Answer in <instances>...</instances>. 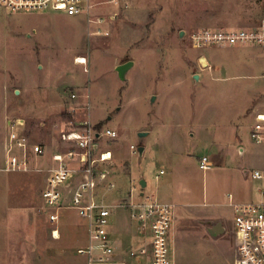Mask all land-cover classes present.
<instances>
[{
	"label": "rangeland",
	"instance_id": "obj_1",
	"mask_svg": "<svg viewBox=\"0 0 264 264\" xmlns=\"http://www.w3.org/2000/svg\"><path fill=\"white\" fill-rule=\"evenodd\" d=\"M92 2L91 22L0 7V264H84L76 254L87 238L77 212L63 210L53 226L41 195L43 171L64 150L62 132L85 120L118 133L106 143L113 153L106 168L117 185L107 204L129 200L132 187L135 199L145 193L175 203V264H233V205L264 202V178L251 177L264 174V143L250 137L264 111V46L196 50L191 37L206 28L257 27L264 0ZM130 61L120 78L117 68ZM14 120L44 149L30 154L27 171H5ZM132 145L143 154H133ZM203 156L213 164L207 171ZM111 211L121 247L133 244L129 211Z\"/></svg>",
	"mask_w": 264,
	"mask_h": 264
},
{
	"label": "built area",
	"instance_id": "obj_2",
	"mask_svg": "<svg viewBox=\"0 0 264 264\" xmlns=\"http://www.w3.org/2000/svg\"><path fill=\"white\" fill-rule=\"evenodd\" d=\"M117 4L118 0H109ZM0 7L11 13L23 11L56 12L72 17H87L93 13L92 0H0ZM98 24L103 22L98 19ZM196 50L209 47L264 46V20L250 29L210 30L202 29L191 37ZM86 58H84L85 60ZM79 64V63H78ZM250 137L256 144L264 143V111L255 115ZM11 132L6 146L5 171H27L30 154L41 156V145L30 143L23 120L9 121ZM118 133L110 128H101L82 121L64 130L60 141L63 151L52 155V168L45 172L42 200L48 220L55 226L63 210H75L84 225L86 243L76 250L84 264H175L170 244L174 236L177 208L170 202H159L132 187L128 199L121 205L129 211L132 221L138 224L144 242L122 246L118 234L111 229L112 206L106 203L105 195L116 190L106 168L113 161L112 151L106 147L108 140H115ZM133 154L139 153L138 146H131ZM213 166L207 156L200 160V169L207 171ZM164 174L161 171L160 175ZM256 180L264 178L258 170L251 173ZM101 189L105 190L104 193ZM232 200V195H229ZM234 261L233 264H264V202L234 204ZM59 228L52 230L59 238ZM116 240V241H115ZM128 255L129 259L124 255Z\"/></svg>",
	"mask_w": 264,
	"mask_h": 264
},
{
	"label": "water",
	"instance_id": "obj_3",
	"mask_svg": "<svg viewBox=\"0 0 264 264\" xmlns=\"http://www.w3.org/2000/svg\"><path fill=\"white\" fill-rule=\"evenodd\" d=\"M183 35H184L183 32H181L180 36L182 37ZM133 64L134 63L130 61L124 65H120L117 68V71L119 73L120 78H122V79L125 78L126 72L133 66ZM194 79H195V81H198L199 80L198 75H195ZM152 101H154V97L152 98ZM145 135H146V133H139V138H143ZM144 150H145V148L143 146H140L139 147V154L142 155ZM141 186H143V187L146 186V182L144 180L141 181Z\"/></svg>",
	"mask_w": 264,
	"mask_h": 264
},
{
	"label": "crops",
	"instance_id": "obj_4",
	"mask_svg": "<svg viewBox=\"0 0 264 264\" xmlns=\"http://www.w3.org/2000/svg\"><path fill=\"white\" fill-rule=\"evenodd\" d=\"M139 148V147H138ZM240 152H243V149H240ZM203 157H205V156H203ZM202 157V158H203ZM201 158V159H202ZM259 171V170H258ZM161 172V171H160ZM143 181V180H142ZM261 196L262 197H264V194H262L261 193ZM252 202H256V201H252ZM252 202H247V203H252ZM116 207H113V209H115ZM131 222L133 223V224H136L137 225V227H136V229H137V232L135 233L136 235H135V237L134 238H132V240H135V241H133V244H136L137 242L139 243V242H144V240L142 239V234L140 233V230H139V227H138V224L136 223V222H134V221H132L131 220ZM133 226V225H132ZM117 233V232H116ZM119 236H118V238H120V237H122L121 236V234L120 233H117ZM138 234H140L139 236H138ZM116 241V240H115ZM125 241V240H124ZM118 243L120 244V241L118 240Z\"/></svg>",
	"mask_w": 264,
	"mask_h": 264
},
{
	"label": "bare ground",
	"instance_id": "obj_5",
	"mask_svg": "<svg viewBox=\"0 0 264 264\" xmlns=\"http://www.w3.org/2000/svg\"><path fill=\"white\" fill-rule=\"evenodd\" d=\"M82 60H83V61H82ZM78 63H79V64H85V63H86V59L84 60V58H83V59H80V58H79Z\"/></svg>",
	"mask_w": 264,
	"mask_h": 264
}]
</instances>
